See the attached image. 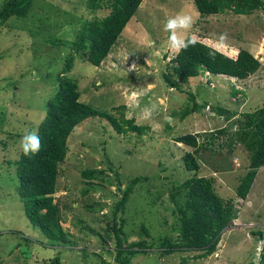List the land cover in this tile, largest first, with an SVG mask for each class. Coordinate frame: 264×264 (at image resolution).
I'll return each mask as SVG.
<instances>
[{
  "label": "rangeland",
  "instance_id": "rangeland-1",
  "mask_svg": "<svg viewBox=\"0 0 264 264\" xmlns=\"http://www.w3.org/2000/svg\"><path fill=\"white\" fill-rule=\"evenodd\" d=\"M86 1L35 0L31 10L34 18H12L6 26H0V125L4 117L8 120L4 122V130H0V264H45L44 260L59 254L63 264H116L114 237L104 249L99 235L106 236L107 228L113 224L115 204L130 179L148 178L137 185L123 214L128 221L124 230L130 239L139 238L133 231L142 223L149 226L154 236L169 232L168 225L161 226L172 207L167 193L173 184L192 176L183 162L186 152L192 149L175 142L174 137L216 133L227 127L225 118L212 112L213 107L225 106L240 117L264 106V10L249 16L229 13L203 17L194 0H144L102 65L96 67L77 60L69 76L78 82L82 102L109 113L124 106L128 118L149 129L143 135L138 132L120 135L100 118H90L75 128L69 138V155L61 167L55 197L56 202L74 207L66 212L62 226L77 243L75 250L52 245L25 215L17 191L15 162L21 157V137L36 131L46 118L47 103L59 85L58 75L67 52L57 50L52 42L77 34L88 16L85 8L77 15L70 9L82 7ZM181 12L194 20L192 29L183 33L185 38L193 33L197 41L230 57H236L241 49L248 50L260 60L261 69L243 81L203 75L184 86L183 93L168 88L163 74L177 52L168 44L169 34L164 25L168 18ZM107 14L102 10L92 17ZM221 33L228 35L225 45L217 43ZM167 54L169 58L165 60ZM236 90L240 91L237 98L232 96ZM189 92L196 94L199 105L207 107L183 120L181 112L193 107ZM5 130L8 132L4 133ZM9 134H14L13 138ZM225 141L222 136L213 145L215 156L209 151L201 154V175L215 176L217 190L228 199L236 198V187L248 170L249 156L242 147L230 155L228 147L220 146ZM219 165L226 171L217 169ZM88 168L103 171L102 175L111 183L93 181L96 190L90 195L93 201L102 204L101 211L98 209L96 213L85 208L87 196L83 191L91 185L83 179L82 172ZM158 192L166 194L157 199ZM235 204L239 207V220L223 235L218 250L189 264H257L264 241L252 232L264 231V167L247 201L236 198ZM100 206L94 205L93 209ZM85 223L95 229L96 235L84 229ZM150 252L136 255L130 264H182L183 257L201 254L178 252L162 257L155 250Z\"/></svg>",
  "mask_w": 264,
  "mask_h": 264
},
{
  "label": "trees",
  "instance_id": "trees-1",
  "mask_svg": "<svg viewBox=\"0 0 264 264\" xmlns=\"http://www.w3.org/2000/svg\"><path fill=\"white\" fill-rule=\"evenodd\" d=\"M143 1L87 0L82 7L72 6L71 13L77 15L82 8H85L88 17L76 35L72 34L70 39L56 38L52 42L57 50H65L67 53L66 61L58 75V88L47 103L46 118L36 130L41 138L42 148L35 155L26 156L22 151L20 159L15 162V168L19 181L17 191L24 205L27 219L34 228L43 234L46 240L61 249L75 250L77 243L70 231L65 230L62 226L66 212L74 207L68 203L56 202L55 197L59 190L61 167L69 155V138L75 128L90 118H100L108 121L120 135L130 132H138L139 135H143L149 129L148 126L137 124L134 118H128L124 106L116 107L115 113H109L82 102L79 84L69 74L77 60H83L100 67ZM34 2L35 0H3L0 7V26H6L12 18H34L31 11ZM194 3L203 17L229 13L249 16L264 10V0H194ZM102 10L108 14L102 18L92 17V14ZM190 37H193V33L185 39ZM47 43L50 44V47L52 46L48 41ZM168 58V54L164 56L165 60ZM261 67L260 60L248 50L241 49L236 57H230L201 41H197L194 46L177 52L166 65L163 78L168 88L183 93L184 86L203 75L204 77L223 76L243 81L255 75ZM239 92L236 90L232 96L237 98ZM188 94L193 102V107L192 109L188 107L181 112L183 120L191 113L207 107V104L203 106L198 104L195 93L189 92ZM212 112L224 117L225 122L229 125L216 133L205 132L174 137L175 142L192 149V151L186 152L183 157L185 170L192 173V176L183 182L173 184L167 193L168 203L172 207H169L166 223L161 226L168 225L169 232L164 231L154 236L149 226L142 223L138 230L133 231L139 238L130 239L131 236L124 230L128 221L123 217V214L137 185L148 178L134 177L122 191L120 199L114 207L113 224L107 228L106 236L99 235L104 249L107 247V242L114 237L116 264H130L133 257L139 254L147 255L151 253V250L152 253L155 250L162 257L178 252H201V254L192 257H183L182 264H189L191 260H202L214 254L218 250L223 235L229 228L236 226V221L239 220V207L235 204V199L247 201L258 173L264 167V106L256 108L252 112L243 113L240 117L238 112L225 106L213 107ZM5 121H8L6 117L0 125L1 131L4 130L2 128L5 126ZM7 132L4 131V133ZM12 135L14 134H9V137L13 138ZM222 136L226 137V141L220 146L228 147L230 155L237 148L242 147L249 156L248 170L244 176H241L236 187V198L226 199L219 193L215 176L201 175V154L204 151H209L212 156H215L217 152L213 145ZM7 139L9 140V138ZM223 167V165H219L217 169L222 168L221 170L226 171ZM109 169L112 170V167L109 166ZM102 174L103 171L92 168L82 172L83 179H87V184L91 185L90 189L87 188L83 191V195L87 196L85 208L88 212L96 213L98 209L99 212L102 209V204L93 201L90 195L92 191L96 190L93 181L102 180L111 184ZM118 188L121 190L120 184H118ZM164 194L166 193L161 192L160 195L158 192L157 199L162 198ZM162 201L167 203V200ZM94 205L101 206L93 209ZM89 209L93 210L89 211ZM84 229L89 232L94 231L92 234L97 233L87 223H85ZM252 235L264 241L263 230L253 231ZM82 251L85 252V249ZM44 263L63 264L60 254L50 260H44ZM257 264H264V246Z\"/></svg>",
  "mask_w": 264,
  "mask_h": 264
},
{
  "label": "clouds",
  "instance_id": "clouds-1",
  "mask_svg": "<svg viewBox=\"0 0 264 264\" xmlns=\"http://www.w3.org/2000/svg\"><path fill=\"white\" fill-rule=\"evenodd\" d=\"M193 17L183 12L177 14L174 17L167 19L164 30L168 35V44L170 48L175 52L187 49L190 46H194L197 42L196 38L190 37L185 39L183 33L192 29ZM228 40L227 33L219 34L217 43L225 45ZM135 95V93H133ZM20 147L24 155H35L38 154L42 148L41 138L36 131L26 132L20 139Z\"/></svg>",
  "mask_w": 264,
  "mask_h": 264
}]
</instances>
